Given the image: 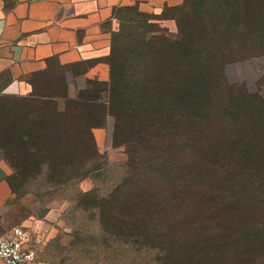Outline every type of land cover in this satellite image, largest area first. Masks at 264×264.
<instances>
[{
    "label": "rangeland",
    "instance_id": "1",
    "mask_svg": "<svg viewBox=\"0 0 264 264\" xmlns=\"http://www.w3.org/2000/svg\"><path fill=\"white\" fill-rule=\"evenodd\" d=\"M163 14H140L133 9L117 14L107 28L110 44L119 51L129 49L148 30L160 29L147 21ZM225 73L229 83L212 104L226 114L232 112L231 119L238 112L245 116L238 114L242 121L232 126L216 122L219 117L212 115L209 124L225 129L233 144L245 145L246 154L237 152L233 159L246 168V208H121L118 202L124 194L115 192L107 198L109 189L122 178L126 160L123 145L112 148L109 122L105 139L99 138V151L107 162L91 178L68 180L65 170L58 169L64 168L62 164L52 166L57 174L49 171L42 166V159L51 162L44 154L50 149L45 148L42 159L40 152L31 158L36 163L26 166L28 173L13 177L11 208L40 261L246 264L252 254L258 264H264V51L246 52V59L230 63ZM252 181L258 183L253 190Z\"/></svg>",
    "mask_w": 264,
    "mask_h": 264
},
{
    "label": "trees",
    "instance_id": "2",
    "mask_svg": "<svg viewBox=\"0 0 264 264\" xmlns=\"http://www.w3.org/2000/svg\"><path fill=\"white\" fill-rule=\"evenodd\" d=\"M220 1L208 8L216 18L224 10L219 7L229 0ZM150 19L148 26L157 25L150 23L156 19ZM196 44L193 38L183 45L180 37L166 38L159 29L148 30L127 50L111 45L106 59L109 81L92 85L98 99L89 102L90 115L85 111L75 117L81 122L69 147L61 142L56 148L50 138L44 140L52 146L51 153H44L52 163L42 159V149L26 153L35 158L40 152L42 166L56 174L58 169L65 170L68 180L91 178L107 161L86 127H99L102 118L110 115L114 120L112 148L123 145L126 160L124 174L107 198L115 192L124 194L118 202L121 208H246V168L233 159L237 152L246 154L245 145L233 144L225 129L210 125L214 115L219 117L216 122L234 126L245 112L234 114L233 121L232 112L226 114L212 104L228 84L214 71L220 54L199 53ZM82 127L85 130L78 131ZM122 134L127 135L119 141ZM59 164L64 168L52 167ZM257 184L252 181L249 187L253 190ZM258 263L252 254L246 261Z\"/></svg>",
    "mask_w": 264,
    "mask_h": 264
},
{
    "label": "crops",
    "instance_id": "3",
    "mask_svg": "<svg viewBox=\"0 0 264 264\" xmlns=\"http://www.w3.org/2000/svg\"><path fill=\"white\" fill-rule=\"evenodd\" d=\"M219 3L0 0V237L19 227L11 208L12 180L36 163L26 151L51 148L46 141L43 146L48 138L56 148L61 142L69 147L81 122L75 117L89 113V102L98 99L92 85L109 81L110 67L104 59L111 52L107 28L117 14L130 9L140 14L163 12L150 23L157 24L166 38L180 37L183 45L194 38L199 53L220 54L214 71L228 84L227 65L246 59V52L264 51V0L226 1L216 18L208 8ZM109 122L113 133L110 115L99 127H86L98 151Z\"/></svg>",
    "mask_w": 264,
    "mask_h": 264
},
{
    "label": "built area",
    "instance_id": "4",
    "mask_svg": "<svg viewBox=\"0 0 264 264\" xmlns=\"http://www.w3.org/2000/svg\"><path fill=\"white\" fill-rule=\"evenodd\" d=\"M0 260L5 264H44L29 248L23 227H16L11 235L0 237Z\"/></svg>",
    "mask_w": 264,
    "mask_h": 264
}]
</instances>
